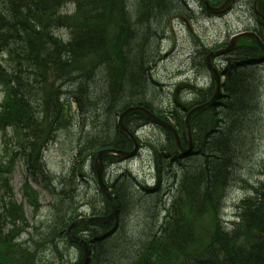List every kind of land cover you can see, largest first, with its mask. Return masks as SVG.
Masks as SVG:
<instances>
[{"label": "trees", "instance_id": "obj_1", "mask_svg": "<svg viewBox=\"0 0 264 264\" xmlns=\"http://www.w3.org/2000/svg\"><path fill=\"white\" fill-rule=\"evenodd\" d=\"M44 1L45 0H0V87L3 86L6 90V101L4 105H0V126L7 124L12 125L15 127L19 136L21 128L27 132L29 131L32 137L30 138L27 136L26 141L30 144L29 149L33 152L34 158L40 157L41 148L43 146V143L40 142L39 135L36 133L35 129H33L37 128V124H39L35 109L37 108L35 106L36 102L41 100L42 97L46 106V108L44 107L45 112L48 114V117L52 118L54 114H56L57 117L55 108L50 105V99L56 100L57 98V95H55L57 89L48 84L53 82H67L69 84L67 78H78L86 80L89 84L88 88L97 89L99 92L108 90L111 86H106L104 84L98 87L97 81L91 78L94 75V71L100 66L102 60L101 56H99L102 38L105 39L109 46H113L114 48L123 43V40L119 38L126 36L128 42L131 36L130 29H124L121 26V21L119 19L120 10H122L121 5H113L112 3L110 5L112 6L111 8L101 11L96 21L97 25L94 23V29L90 33L88 39H81L78 37L79 34H76V30L80 29L85 18L92 17V15L88 14L87 17H84L83 13H81L77 7L78 3L81 1L70 0L69 3L74 5L75 11L70 15L68 23L64 25L55 22L58 17L57 12L59 9L44 8V3H42ZM211 1L212 3H222L225 0ZM12 24L15 25L14 27H16V29L12 28ZM261 25L264 27L263 24ZM131 26L136 27L135 25ZM60 28L69 30L71 39L68 43H63L61 39L55 36L56 30ZM98 31L100 32V38H95L91 35ZM259 34L264 41V29ZM251 44L252 46L241 45L236 52L239 53L243 51V53H247L244 55L246 60L242 62L243 65L238 64L230 57L227 59V62H230V64L226 65L223 70V74L227 77L224 85L226 94L221 97L220 101L227 102L228 104L236 83L242 80L254 79L255 76L261 78L259 69L262 66L261 63L263 62V58L259 57L258 49L253 43ZM80 50L82 54L77 57L78 55L76 52ZM5 55L8 56L6 62H11L13 64L11 68L3 64ZM257 61L258 63L254 65V62ZM111 66L115 69L117 74H121L124 69L117 64V62L113 63ZM9 69L10 72L8 71ZM32 84L38 85L39 87L36 88L32 86ZM53 85L55 84L53 83ZM140 85H143L142 81H139L138 88H140ZM41 89H43L42 93H40ZM92 89H90L89 92L86 91L85 94L81 93L80 95H73L72 97L80 100H74L78 104L80 110L86 108L89 112L97 114L100 120H102L103 115H101L100 110H98V98L96 99V94H92ZM110 89H112V87ZM144 92L145 91H139L138 93L141 97H136L137 99L123 100L115 117L125 109L136 105H141L153 111L152 106L144 102ZM256 93L258 95L257 90ZM239 94L241 95V93ZM256 99L253 103L255 106L258 101ZM218 109L220 111L223 110V108H218L216 105L211 111L202 114L201 117L194 120V140L196 147L193 153L195 155L193 161L188 164L182 163V158L180 159L179 157H174L175 159L172 160L169 158L170 156H165L167 159L158 156V158L155 159V164L159 175L164 177L169 174L170 170L176 169L177 166L175 162L182 164L183 173H181V175L184 178L188 177L191 172L189 167L192 166L212 169V166H210L211 164L205 160L206 155L209 151L221 153V151L226 149L230 144L228 137L223 136L221 126H219V121L217 119ZM174 118L176 127L180 128L181 132H184V121L182 116L178 114V116H174ZM200 119H207L215 124L212 125L207 122V124L203 126L202 122L199 121ZM136 120H140L144 125L149 122L142 114H131L128 117V124L133 129L137 126ZM130 122H133L135 127L132 126ZM95 124H97V120ZM240 129H242V125L233 130H239L240 132ZM117 134L119 136L118 140H115V138L95 141L94 148H122L129 145L119 131ZM247 141L249 144L252 143L251 138ZM170 153L171 150L168 149V155H170ZM38 168L41 169L39 164ZM213 170H215L214 173L219 176V180L216 183L209 184L211 186L210 189H207L206 184L203 185L201 187V196L197 198L194 197L192 185L187 184V190L183 191L180 183H176L175 186H177L178 193L172 197V199H174L172 209L166 212L167 216L163 227V235L161 237H159V235H154L149 238L148 244L142 249V255H140L139 260L134 264H179V258L183 259L185 264H206V262L214 261H218L222 264H264V253H262V251L264 252V245L253 246V248L249 250V253H240L234 262L222 254L211 253L210 247L217 242L219 237L216 229L217 223L220 222L219 212L227 192L233 183L231 178H225V170ZM237 171L238 170H236V172ZM203 177L205 176L203 175ZM194 180H196V176ZM201 180H203V178L200 177L199 181ZM178 186H180V188ZM26 194L29 198H32L30 192L27 190ZM178 196H180L181 199H178ZM255 196L264 197V188L256 192ZM125 200L126 198L120 200L121 209ZM251 203L252 201L246 202L245 204ZM190 205H192V207ZM196 206L200 208L202 215L196 213ZM9 209L10 210H5L4 213H0V264H36L31 255V253H33L31 247L19 246L16 249L17 246L14 244V238L23 232L22 230L25 228L21 230L18 229L16 223L19 219L16 215L17 210ZM245 214H250L252 217L254 213L247 211L244 215ZM10 215H12L11 218ZM207 216L211 218L213 234L209 238L204 240L201 239L197 242L195 240V226ZM21 220L24 222V226H26V219L23 215H21ZM63 220L64 224L65 222L68 224L65 227L62 225L60 230L57 229L55 231V234L58 233V236L67 238L66 227L72 224L75 219L70 217L67 220V217H65ZM176 222L182 223L181 228L184 234L193 236L194 241L191 248H180L166 241L168 238L165 235V231L168 227L170 229L174 226ZM9 227H13L14 230L5 232V229L7 230ZM88 227L94 228L92 229V235L88 236L91 243V251L94 254L92 264H105L103 263V256L109 253L106 246L111 245L110 242L112 238H100V235H104L108 227L97 223L91 225L86 224L80 226L79 229L76 230L75 235H78L80 230H84ZM55 234L44 233L40 235L42 242H37L38 247L47 246L54 242ZM180 235H182V233H178L176 237ZM110 248L112 249L111 246ZM30 259L32 261H30ZM107 264H115V262L112 261Z\"/></svg>", "mask_w": 264, "mask_h": 264}, {"label": "bare ground", "instance_id": "obj_2", "mask_svg": "<svg viewBox=\"0 0 264 264\" xmlns=\"http://www.w3.org/2000/svg\"><path fill=\"white\" fill-rule=\"evenodd\" d=\"M77 7L83 13L84 17L88 15H92L94 18H85L84 23L81 25L79 30H76V34H79L78 37L81 39H88L90 33L94 29V23L98 20V15L101 11H105L113 5H121L122 10H120V21L121 26L124 29H130L131 36L127 42V37L123 36L119 38L123 40L120 46H109V44L102 38V42L100 45V53L101 63L98 69L94 71L92 79L96 80L98 84L109 85L108 90L100 91L94 90L92 88H88L89 84L84 79L72 78L68 79V82H62V90H59L55 95H57L56 100L50 99V105H52L55 110L58 109L59 105L65 103L66 101H80L78 98L72 97L73 95L85 94L86 91L89 92L92 89V94H96V99L98 98V110H100V114L103 115L104 121L108 124V127L113 128V119L117 115L120 104L123 100L129 99H137L136 97H141L139 95V91H145L143 93L144 102H147L150 106L156 107L158 113H162L166 111L168 108L164 107V104H161L158 100L160 97H157V94H151L155 90V85L152 82V77L157 74V70L152 65L151 62V49L153 50L155 45H158L162 41V32L161 26L165 22L171 23L172 20L178 15H187L194 18L202 19H214L213 13H210L207 10V7H202L204 11L198 12L194 10L191 2L189 0H80ZM238 5H246L249 6L250 0H237ZM70 0H45L43 7L44 8H54L59 9L57 12V20L55 22L64 25L68 23L70 15L72 13L68 11V4ZM85 2V3H84ZM210 3L212 1L210 0ZM75 11V9H74ZM86 12V13H84ZM262 12L264 13V5L262 6ZM74 13V12H73ZM204 13V14H203ZM101 15V14H100ZM206 15V16H205ZM12 28L15 25L12 24ZM97 25V23H96ZM131 25H135L131 26ZM95 38H100V32H96L91 34ZM69 37L71 39L70 33ZM69 39V41H70ZM139 40V41H138ZM68 41V42H69ZM203 49L198 50L200 56H203L207 53L205 46H202ZM113 48V49H112ZM238 50H234L230 53V58L235 60L238 64L243 65V61L246 60L247 53H243L240 51L236 53ZM77 57L81 56L82 51H77ZM117 62L124 69L121 74H117L115 69L112 68V64ZM152 63V64H151ZM254 62V65L257 64ZM230 62H227L226 65H229ZM226 79L227 77L222 73ZM139 81H142L143 85L139 86ZM187 84H192V81H187ZM195 88L197 92L196 99L193 101L188 100L186 97L181 99V106L184 109L188 110L191 108L193 104H198L200 99L208 104L210 103L211 96L216 94L217 88L206 89L196 83ZM69 85V86H67ZM72 85V86H71ZM154 85V86H153ZM141 89V90H140ZM264 89V81L260 77H256L254 79L242 80L239 83L234 85L232 93L230 95V99L227 102L220 101L221 97L226 94L224 86L220 88L219 96L217 98V107L223 108V110H217L218 112V121L219 126H221L223 136H227L230 144L223 149L221 153L209 151L206 155L205 160L210 163L212 169L203 168L198 166L189 167L191 172L188 177H183L181 173L176 171V169L170 170V174L174 176L176 182L180 183L182 190H187V184L192 185L194 197L201 196V187L203 185H207V189H210L211 186L209 184L216 183L219 180V176L216 175L213 169L225 170V178L235 180L236 179V170H239L245 162H247L250 158L247 156L248 146L253 149H256V143L253 142L249 144L247 140L250 138L249 129L251 133L254 130L259 131V127L254 123V116L256 112V106L253 105L256 97L258 96L256 90L258 92ZM192 96H195L193 93L189 92ZM245 95V96H241ZM64 99L66 101L64 102ZM157 99V101L155 100ZM258 100V98L256 99ZM260 104V103H258ZM138 107L145 108L141 105H137ZM262 107L261 104L257 106V112L261 113ZM125 113V110L119 114L121 116ZM169 111L166 113V116L169 117ZM202 125L205 126L207 122L209 124L214 125L210 120L200 119ZM55 122L59 124V121L56 119ZM87 122L93 128V120L89 119ZM86 122V123H87ZM137 123L136 129L140 130L144 127V123L140 122V120L135 121ZM139 122V123H138ZM135 123V124H136ZM132 126L135 127L133 122H130ZM244 124V125H243ZM242 125V129L235 131L233 129L239 128ZM118 132V128H114V130L104 133L107 135V139H115L118 140L119 136L116 133ZM92 136V135H91ZM90 134L84 139L90 138ZM140 136L137 135L136 138ZM147 144L153 145L149 147V150L152 153L154 159H157L158 156L165 157L166 149L164 145L158 142L148 141ZM109 150H118L123 153H129L134 151L135 148L130 147H122V148H113L109 147ZM144 150V149H143ZM138 152V151H137ZM165 159H167L165 157ZM107 162L110 163L111 159L107 158ZM84 164V161L79 159L78 166L79 168ZM257 169L260 173L264 174V164L258 165ZM183 173V172H182ZM214 173V174H213ZM235 173V174H234ZM234 174V175H233ZM168 175V174H167ZM167 175L162 177L158 174V172L152 174V178L154 179L155 189H164V194L162 199L160 197L159 200H169L173 195L177 192V186L170 187L172 182L167 180ZM203 175L205 177H203ZM196 176V180L194 177ZM200 177L203 180H200ZM72 183L80 187L81 180L84 178L82 175L71 174L68 177ZM106 185L113 188L116 191V195L118 199H124L129 197L132 202H138L137 199L139 195L134 187L129 186L121 182L120 177L114 176L113 180L107 178ZM116 186V187H115ZM70 186L68 185V188ZM180 188V186H178ZM86 189H83V194L89 200V206L92 209L90 212L98 215L100 217H106L110 215V210L108 205L104 203L101 196L99 197H91L90 195V187L86 184ZM256 186L251 185L249 187V191H255ZM138 190V189H137ZM139 192V191H138ZM143 193V192H142ZM147 191L144 189V196ZM140 194V192H139ZM91 197V198H90ZM181 199L180 196L177 197ZM244 209L236 210V213L233 214L230 218L227 216H223L220 218V222L217 223L216 229L219 237L217 242L210 247L211 253L222 254L231 261H235L236 257L240 253H249V250L253 248V246H261L264 245V197H253V201L251 204H243ZM132 206V205H131ZM155 206V205H154ZM192 207V205H190ZM129 205H123L117 210L118 213H126L132 214V208H128ZM172 209V206L170 210ZM196 213L198 215H202V212L199 207H195ZM254 213L251 217L250 214H245L246 212ZM238 214V215H236ZM150 217L155 222L157 220L156 215V207L150 208ZM221 216V215H220ZM247 216V217H246ZM237 218V219H236ZM248 218V220H247ZM182 223L176 222L174 226L165 231V235L168 239L166 241L171 244H175V246L184 248L190 247L193 244V236L189 234H184L182 231ZM92 229L94 228H86L84 229L83 234L88 237L92 235ZM95 232V230H94ZM110 231L107 229L104 234L110 235ZM178 233H182V235L176 237ZM262 250V249H261ZM194 253V252H189ZM262 253H264L262 251ZM206 264H222L218 261L214 262H206Z\"/></svg>", "mask_w": 264, "mask_h": 264}, {"label": "rangeland", "instance_id": "obj_3", "mask_svg": "<svg viewBox=\"0 0 264 264\" xmlns=\"http://www.w3.org/2000/svg\"><path fill=\"white\" fill-rule=\"evenodd\" d=\"M194 7V10L200 14V11H204L199 0H189ZM68 11L72 14L74 12V5L68 4ZM238 9L232 11L224 17H214V19H202L194 18L190 16L178 15L177 20H172L171 23L168 21L163 23L161 34L163 36L162 41L155 45L154 49H151V63L154 68L157 70V74L152 77V82L155 90L151 94H157V97H160L158 100L161 104H164V107L173 110L174 109V92L176 88L180 85L186 83L187 81H192L194 83L206 88H212V81L205 69H202L200 63L203 62V58L199 55L198 50L200 51L202 46L206 48H212L219 43H224L228 41L232 35L239 32H243L248 25L252 23L249 19V15L245 10L237 11ZM204 14V13H203ZM248 15V17L246 15ZM206 16V15H205ZM56 37L61 39L63 42H68L69 30L62 29L56 31ZM199 48V49H198ZM7 58V57H6ZM7 67L12 66L11 63L5 64ZM264 75V69L262 70ZM187 84V83H186ZM102 84H98V87H101ZM48 89V88H47ZM42 90L40 93H42ZM1 91V90H0ZM184 96H192L188 92H183ZM3 93L0 92V100L2 101ZM157 101V99H155ZM66 99H64V102ZM69 101L65 103L68 104ZM261 121L259 126V131L253 133V137L256 140V149L251 152L250 159L242 165L236 174V179L233 181V184L230 186L226 199L223 204L222 215L231 218L233 214L236 213V210L242 209L244 202L251 200L249 187L251 185L256 186V189H259L262 183H264V174L260 173L257 169L258 165L264 164V92L261 98ZM156 108V107H155ZM69 110L65 108V112ZM69 114L74 116L75 121L71 123L67 120L63 121L56 125L55 131L52 133L48 147L44 152V164L47 169V175L49 180L52 179V185L56 187L58 199H61L60 194L62 192L67 193L68 196L65 199V204L63 200H54L51 194L48 193L47 181L36 179L35 181L32 176H28L25 172L26 164L23 161H18L14 172L11 177V187L13 191L14 198L22 203L23 197L21 193V188L23 182L26 180L28 183L36 189L40 196V206L41 210L38 214H34L30 208L27 206L26 212L30 225L38 228H43V231L46 233L51 230V232L59 225L55 219L57 218V212L61 209H66L69 205L81 212H90L92 209L89 206L88 199L83 194V189L85 190L86 184L90 187L91 197H99L98 187L95 182V171L93 169V160L88 158L87 167L82 173L78 166V151L82 147V138L90 134L93 136H99L100 139H107V135L111 130L115 128L113 120V128L108 127L105 124V121L100 118H97V128L94 129L89 122L79 121L78 115L80 114L77 111L76 106H72V111H68ZM7 137L13 139V130L11 128L7 131ZM144 137V150L141 154L128 162L117 163L112 165L108 169L107 176L110 180H113L114 176L129 172L131 176L137 178L143 185H153L154 179L152 174L155 172V163L151 151L149 150L150 144H147L148 141L158 142L160 144H168L169 140L163 132L155 127H148L143 130L140 134ZM89 138V137H88ZM86 138V140L88 139ZM4 137L0 132V150L3 148ZM13 148V147H12ZM193 159H189L186 162L189 164ZM176 171L182 173V168L177 167ZM82 175L84 178L81 180V186H75L72 181L68 178L71 174ZM173 175L170 173L167 175V180L171 181L172 186L175 184L176 180L172 178ZM66 181L68 188L61 187L63 181ZM51 185V184H49ZM50 188L53 190V186ZM139 198H141L142 207L133 206V213L126 214L123 213L120 217V223L127 227V234L129 237L133 238L123 240V235L114 239H119V244H111L107 247L109 253L104 254L103 263H111L112 261L115 264H134L142 255V245L149 239L150 233L144 231L145 222L144 219L146 215L150 214V208L156 207L157 198L155 197H145L144 193L137 192ZM90 197V198H91ZM139 198L137 201H139ZM148 198V199H145ZM60 202V203H59ZM155 205V206H154ZM128 208H132L129 205ZM161 210L158 209L156 214L161 215ZM74 214V212H72ZM158 215V216H159ZM233 217V216H232ZM160 220H163L164 217H159ZM52 223V224H51ZM196 226V240L202 239V236H208L212 225L208 219L204 222L199 221ZM61 226V225H60ZM158 230H152L157 232L161 230V226ZM32 229V227H31ZM35 231V230H34ZM33 231V232H34ZM145 233H142V232ZM153 235V234H152ZM151 235V237H152ZM28 236V235H27ZM26 239V236H25ZM121 239V240H120ZM60 251L45 250L40 251L38 254V263L41 261L42 264H61L64 261L65 264H73L78 261L81 256L80 252L68 245L66 242L60 243ZM53 248V246H48V248Z\"/></svg>", "mask_w": 264, "mask_h": 264}, {"label": "water", "instance_id": "obj_4", "mask_svg": "<svg viewBox=\"0 0 264 264\" xmlns=\"http://www.w3.org/2000/svg\"><path fill=\"white\" fill-rule=\"evenodd\" d=\"M204 2V4L206 5L207 7V10L210 12V13H213V14H222V13H225L227 12L234 0H226V2L224 3V5L222 7H219V8H215V7H212L208 0H202ZM259 0H256L255 1V5H254V10H255V13L261 18L264 20V16L260 15L258 10H257V3H258ZM245 38H250L252 40H254L257 45L262 49L264 50V44L261 42V40L259 39V37H257V35H255L254 33H242L240 35H237L235 36L231 42H230V45L224 49V50H219L217 52H214V53H211L208 58H207V62H208V68L210 69V71L213 73L214 77H215V80H216V84H217V91H216V94L213 98V100L206 104V105H203V106H200L198 108H196L195 110H193L188 118H187V121H186V128L188 131H190V121H191V118L192 116L194 115V113L198 112V111H202V110H206L208 108H210L211 106H213L215 104V101L217 100L218 96H219V91H220V88H221V82H220V75L218 74L217 70L213 67V64L211 63L212 62V58L214 57H219L221 55H227L229 53H231L232 51H234L236 48H237V45L238 43L245 39ZM134 112H139V113H143L150 121H152L154 124H157V125H160V126H163L164 128L168 129L170 132H172L176 138V145H177V148L178 150L182 153V154H188L191 149H192V143H191V137H190V141H189V144H190V148L188 150H184L181 145H180V142L178 140V136H177V133L176 131L174 130L173 127H171L169 124L167 123H163L161 122L159 119H157L153 114H151L149 111H147L146 109L144 108H141V107H138V108H131V109H128L125 111L124 114H122L120 116V120H119V129L121 130V132L131 141V143L134 144L135 146V149L134 151L130 152V153H123V152H116V151H111L112 153H117L119 154L123 159H127V158H131L133 156H135V154L137 153L138 151V142L137 140L134 138V136L126 129V126H125V119L126 117L130 114V113H134ZM190 135V134H189ZM107 152H110V151H104V152H100L98 154V159H97V162H96V167H97V173H98V176H99V179H100V183H101V186L103 187L112 207H113V213L110 217L108 218H96V219H89V220H82L80 221L81 222H85V221H88V222H102L104 224H107L109 223L115 216H116V213H117V209H116V206L113 202V199L109 193V191L107 190V188L104 186L103 184V181H102V170H103V164L101 163V160H102V157L104 154H106ZM79 223H76L74 224L70 229H69V234L71 236V238L76 242L78 243L79 245H81L84 249V257L81 261L80 264H86L87 260H88V246L85 242H83L82 240L80 239H77L75 237L72 236V230L74 228H76L78 226Z\"/></svg>", "mask_w": 264, "mask_h": 264}]
</instances>
